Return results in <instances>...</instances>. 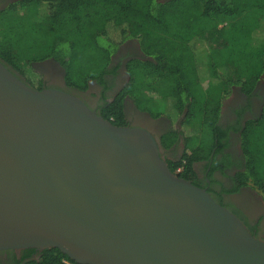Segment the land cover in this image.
<instances>
[{"label":"water","instance_id":"1","mask_svg":"<svg viewBox=\"0 0 264 264\" xmlns=\"http://www.w3.org/2000/svg\"><path fill=\"white\" fill-rule=\"evenodd\" d=\"M23 249L76 264H264V240L172 173L151 132L0 61V251Z\"/></svg>","mask_w":264,"mask_h":264},{"label":"trees","instance_id":"2","mask_svg":"<svg viewBox=\"0 0 264 264\" xmlns=\"http://www.w3.org/2000/svg\"><path fill=\"white\" fill-rule=\"evenodd\" d=\"M13 11L27 13L9 18V27L0 18V61L36 90L39 77L26 75L34 63L54 60L66 87L82 93L90 81L103 82L121 44L136 40L143 59L127 63L128 82L101 117L125 127L128 98L153 119L180 120L179 132L164 134L161 145L168 149L181 136L183 155L168 168L195 186L193 165L209 161L223 100L234 87L249 96L264 75V0H19ZM158 100L168 104L165 112ZM239 144L235 190L247 186L264 197V102L241 128ZM63 261L76 264L47 249L30 264Z\"/></svg>","mask_w":264,"mask_h":264},{"label":"flooded vegetation","instance_id":"3","mask_svg":"<svg viewBox=\"0 0 264 264\" xmlns=\"http://www.w3.org/2000/svg\"><path fill=\"white\" fill-rule=\"evenodd\" d=\"M17 1L19 0H0V12L15 5ZM134 59H143V54L137 41L128 39L112 55L107 72L102 78L103 82L99 84L95 80L90 81L87 90L82 93L66 87L62 69V74L60 73L61 82L58 84L52 80V77H54L53 72L47 71V75L41 70L34 68L35 65H40L43 69L51 67V70L53 69L56 72L54 67L58 64L52 59L34 63L32 69L36 77H39L38 86H40V89H58L73 93L80 97L90 110L101 116L104 108L126 86L129 79L126 65ZM16 76L25 83V79L22 76L17 74ZM261 78L249 96L241 93V89L236 87L237 89H232V95L234 96L235 94V96L233 98L229 97L222 103L220 118L218 120L220 131L216 134L215 147L211 151L209 161L200 162V167L193 165L195 175L193 182L196 186L205 189L217 203L240 218L256 239L264 240V213L257 215L241 200L243 192L253 190L246 186L236 191L237 185L233 181V177L238 171L241 162L240 130L246 121L255 119L261 114L264 102V87L260 86ZM31 88H37V86L33 85ZM128 101L133 105L128 98L124 99L125 127H140L148 130L159 142L161 156L165 161L170 163L179 161L183 154L177 155V149L180 146L184 150V142L181 136L176 135V141L168 149L162 147L161 138L168 132H179L181 121H177L175 128L169 126L170 129L156 133V131L163 129V125L157 122V127L152 128L146 124L138 123L134 115L126 112L127 108L125 104ZM133 107L135 108L134 105ZM135 110L142 116L147 115L149 118L151 117L147 112H141L136 108ZM177 171L178 173L181 172L182 168H178ZM43 251L37 249H23L19 251L2 250L0 251V264H30L38 261Z\"/></svg>","mask_w":264,"mask_h":264},{"label":"rangeland","instance_id":"4","mask_svg":"<svg viewBox=\"0 0 264 264\" xmlns=\"http://www.w3.org/2000/svg\"><path fill=\"white\" fill-rule=\"evenodd\" d=\"M6 12H7V9L4 10V11H2V12H0V18H3V22H5V24H6L7 27H9V25H7V24H11L12 25V22H13V21H10L9 18H11V19H20V18H22L23 15L25 16L26 13H27L26 11H23V13H22V11H20V12L13 11L10 14H9V12H7V14H6ZM31 12L32 11L29 10V14ZM20 20H22V19H20ZM4 26H2V29L3 30H5ZM34 68L35 69L37 68V69L41 70L45 74L48 73L47 71L53 72L54 77H52V80L55 83H58V84L61 82L60 73L62 74V71H61V67L59 65H57V66L54 67L55 70H56V72H54L53 69L51 70V67L46 68V69H43L42 67H40V65L39 66H36L35 65ZM26 75H27V77H29V78H31L33 80L36 78V75H35L34 71L31 68L27 70V74ZM260 86L261 87H264V75H262L261 85ZM234 88H236V87H234ZM234 88H232V89H234ZM232 92H233V90H231L230 93L228 94V96L223 100V103L229 97H232L233 98L235 96L234 93H233L234 96L232 95ZM240 92H241V90H240ZM157 102H158V104H157V108L156 109H158L159 111L165 112L168 104L164 103L163 101H159V100ZM125 107L127 108L126 109V112L134 115L138 123L146 124L147 126L152 127V128L157 127V122L160 123V125H163V129L162 130L160 129L159 131H156V133H161V132H163L165 130L170 129L169 126H172L173 128H175V126H176V124H172L171 121H169L166 118L153 119L151 117L149 118L147 115L146 116H142V115L138 114L136 112L135 108L133 107V105L129 101L126 102ZM177 150H178L177 155H181L184 152V150L180 146L178 147ZM194 166L200 167L201 164H200V162H198V164L195 163ZM177 173H178V171H177ZM241 200L244 203H246L250 207V209L252 211H254L255 213H257V215H260V214H263L264 213V197H262L261 195H259L254 190L253 191L249 190V191L243 192L242 193V196H241Z\"/></svg>","mask_w":264,"mask_h":264},{"label":"built area","instance_id":"5","mask_svg":"<svg viewBox=\"0 0 264 264\" xmlns=\"http://www.w3.org/2000/svg\"><path fill=\"white\" fill-rule=\"evenodd\" d=\"M63 263H64V264H70V263H69V262H67V261H63Z\"/></svg>","mask_w":264,"mask_h":264}]
</instances>
